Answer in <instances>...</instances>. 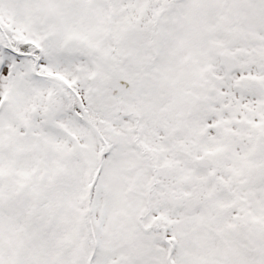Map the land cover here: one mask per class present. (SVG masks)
I'll list each match as a JSON object with an SVG mask.
<instances>
[{
  "label": "snow or ice",
  "instance_id": "obj_1",
  "mask_svg": "<svg viewBox=\"0 0 264 264\" xmlns=\"http://www.w3.org/2000/svg\"><path fill=\"white\" fill-rule=\"evenodd\" d=\"M0 264H264V0H0Z\"/></svg>",
  "mask_w": 264,
  "mask_h": 264
}]
</instances>
